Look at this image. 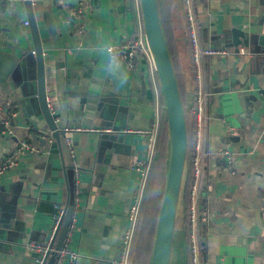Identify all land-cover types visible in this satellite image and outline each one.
<instances>
[{
	"label": "crops",
	"instance_id": "0c3cea01",
	"mask_svg": "<svg viewBox=\"0 0 264 264\" xmlns=\"http://www.w3.org/2000/svg\"><path fill=\"white\" fill-rule=\"evenodd\" d=\"M32 1L49 108L65 128H82L66 136L79 170L69 243L78 258L68 257L63 264H115L132 226L128 215L139 188L132 164L147 143L137 130L160 126L163 120V99L158 86L148 81L146 57L139 56L128 68L107 50L138 31V6L136 0H81L85 14L78 24L71 21L67 6L78 0ZM263 15L264 0L197 3L202 46L231 52L202 58L203 264H264V52L237 55L233 52L239 45L231 36L234 27L247 29ZM169 17L166 32L174 44L180 89L190 101L197 86L187 26L178 7ZM26 21L24 0H0V49L24 62L15 76L0 82V96L11 100L16 111L7 133L0 124V166L20 140L29 138L42 148L21 154L0 176V195L11 214L0 228V264H37L39 254L30 245L50 239L57 206L66 205L69 196L67 171L73 167L61 142L36 135L49 127L32 101L37 97V69L35 56L25 59L35 48ZM196 124L197 118L191 120L194 132ZM65 128L60 129L63 135ZM181 219L180 214L171 264H190ZM150 257L142 264H149Z\"/></svg>",
	"mask_w": 264,
	"mask_h": 264
},
{
	"label": "water",
	"instance_id": "95a60500",
	"mask_svg": "<svg viewBox=\"0 0 264 264\" xmlns=\"http://www.w3.org/2000/svg\"><path fill=\"white\" fill-rule=\"evenodd\" d=\"M139 3L145 37L163 99V119L166 122L168 134L166 183L149 264H171L177 224L180 214L183 216V202L181 201L188 168L190 134L186 110L194 105L196 89L194 88L192 91V99L190 101L183 98L163 26L159 0H139ZM24 4L35 47L33 52L25 59L28 61L33 60L35 56L37 69V97L32 101L37 102L34 103V106H40V112L38 113L44 116L49 130H53L55 138L62 143L65 153L68 154L69 162L73 166L67 171L69 176V196L66 202L67 212L58 236L56 250L51 253L47 262V264H55L59 258L58 253L63 248L66 237L70 232V226L74 218L76 204L75 180L77 178L74 174L75 159L71 155L72 150L68 144L67 135H63L60 130L65 128V124L56 121L47 102L45 56L34 17L33 1L24 0ZM231 36L232 43L235 46L244 44L248 52L263 53L264 15L259 23L253 24L247 29L234 27L231 31ZM33 53L35 55H32ZM20 61V57L0 49V82L4 83L17 74V70L21 68L18 65L23 66L24 64V62L20 63ZM10 217L9 207L0 195V228L4 223H8Z\"/></svg>",
	"mask_w": 264,
	"mask_h": 264
},
{
	"label": "built area",
	"instance_id": "2783aa9c",
	"mask_svg": "<svg viewBox=\"0 0 264 264\" xmlns=\"http://www.w3.org/2000/svg\"><path fill=\"white\" fill-rule=\"evenodd\" d=\"M209 1V0H205ZM185 3V14H186V23L188 24L187 28V37L190 42L192 48V61L194 65V71L196 76L197 87L195 90L194 97V105H193V113L196 115L197 124H196V140H195V151L192 158V180L190 184L189 191V218H190V232L188 235L189 240V250L192 257V264H203V259L201 256L202 252V240L199 237V223H200V215L206 214L205 206H200V198L202 197V179L204 168L201 163V153L203 148V126H204V91L201 87L202 77H203V69H202V58L205 56H212L216 54H231L230 51L226 49H215L212 47H203L200 40V24L197 18L196 11V0H184ZM136 4L139 10L140 16V26L136 33L131 34L124 44L121 45H112L108 46V52L111 50L112 58L122 62L126 67L133 68L139 56H145L146 59L150 63V78L148 81L153 82L160 89L154 63L152 60L151 53L149 51L147 40L145 37V32L143 28V22L141 17L140 3L139 0H136ZM67 6L71 9V21L74 23L80 24L83 20L85 14V4L83 1L78 0L76 2H69ZM26 24L29 25V21H26ZM237 55L247 54V50L243 45H239L235 48L233 52ZM149 82V83H150ZM161 93V91H160ZM162 96V95H161ZM16 116V111H14V107L12 105V101L8 99H3L0 96V124L3 127V134L8 132V128L11 125L12 119ZM80 131L82 128L78 127H67L65 128V135L68 132L72 131ZM142 133L147 138L145 151L134 161L132 164L133 170H135L140 178L139 188L137 193L134 196V202L131 205L129 211V219L132 223V226L125 232L122 247L120 251V255L116 260L115 264H131L132 262L129 260L131 243L133 240V236L135 233V228L138 221V216L140 212V205L143 196V190L145 184L147 182L151 165L153 159L156 155V143L159 132V123L154 124L150 128L147 129H139L137 130ZM41 139H45L48 141H54L55 136L53 130H39L36 134ZM68 141V139H67ZM69 143V142H68ZM42 150V148L37 145L33 140H29V138L20 140L18 145L12 150L8 155L3 158V162L0 166V176L5 173L10 168H13L18 163V157L21 154L29 153L34 154L38 153ZM224 155L228 159L229 162H232L233 157L229 150H225ZM76 177L78 176L79 170L78 167H75ZM77 186V181H76ZM57 213L54 217V223L52 226V234L50 239L46 244L32 243L30 248L38 252L37 264H47L48 259L53 251L56 250V247L53 245L54 241L57 239L60 230L63 226L65 215L67 212L66 205H58ZM75 227V213L74 218L72 220L70 226V232L66 237L65 244L63 248L59 251V258L55 264H63L66 258H70L71 261H75L78 258V254L74 251L69 243L71 241V232Z\"/></svg>",
	"mask_w": 264,
	"mask_h": 264
},
{
	"label": "trees",
	"instance_id": "16d2710c",
	"mask_svg": "<svg viewBox=\"0 0 264 264\" xmlns=\"http://www.w3.org/2000/svg\"><path fill=\"white\" fill-rule=\"evenodd\" d=\"M199 1L201 0H196V4L199 3ZM159 4H160L161 17L163 21L165 34H166L168 44L170 47V51L173 57L177 76L178 78H180L178 75L180 70L178 66L176 65L175 56H174V53H175L174 44L171 42L166 32V22L170 18L169 16H172V10H173V7L175 6L179 8V10L181 11V16L185 18L186 17L185 3H184V0H159ZM196 11H197V6H196ZM185 26H187L188 28V24L186 23V18H185ZM186 34H187V30H186ZM188 45H189L190 51H192L190 42L188 43ZM191 71H194V65L191 66ZM194 75H195V71H194ZM186 116H187L189 132H190V140H189V152H188V164H187L188 168H187V173L185 175V185L183 187L184 188L183 195H182L183 198L181 201L183 202L185 216L184 217L182 216V219L180 221H182L184 224L183 227L186 232L187 242L189 246L188 235L190 232V225H191L189 213H188L189 191H190V184L192 180V171H193L192 158L195 153V140H196L195 134L193 135V132H194L193 128L190 126L191 120L193 121V123H194V119L196 120V115L193 113V106H191L190 108H188V110H186ZM167 146H168V134H167V129H166V122L164 121V119L163 120L161 119L157 143H156V155H155V158L153 159L150 173H149L147 182L143 190V196H142V201L140 205V212L138 216V221L141 219L142 224L139 230H137V226L135 228V233L133 236V240H132L131 248H130V254H129V260L134 261L137 264H142L143 261L146 258H148L149 255L151 254L157 219H158L161 202H162V198L164 194V189H165V183H166ZM199 203H200V206L202 207L203 197L200 198ZM138 221H137V224H138ZM200 229H201V225H199V237H201V240L203 241L204 238L202 237L200 233ZM57 241H58V238L54 241L53 245L55 247H56Z\"/></svg>",
	"mask_w": 264,
	"mask_h": 264
},
{
	"label": "rangeland",
	"instance_id": "374dc122",
	"mask_svg": "<svg viewBox=\"0 0 264 264\" xmlns=\"http://www.w3.org/2000/svg\"><path fill=\"white\" fill-rule=\"evenodd\" d=\"M141 224H142V220L140 219L138 221V224L136 225L137 226V230H139L141 228ZM157 225V224H156ZM132 263H134V261H131ZM190 264H192V257H191V254H190Z\"/></svg>",
	"mask_w": 264,
	"mask_h": 264
},
{
	"label": "clouds",
	"instance_id": "9594fccd",
	"mask_svg": "<svg viewBox=\"0 0 264 264\" xmlns=\"http://www.w3.org/2000/svg\"><path fill=\"white\" fill-rule=\"evenodd\" d=\"M109 55H110V57L112 56V52H111V50L109 51ZM126 79V78H125Z\"/></svg>",
	"mask_w": 264,
	"mask_h": 264
}]
</instances>
